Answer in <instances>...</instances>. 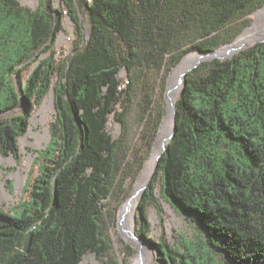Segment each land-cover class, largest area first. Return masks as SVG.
Wrapping results in <instances>:
<instances>
[{"label":"trees","instance_id":"trees-1","mask_svg":"<svg viewBox=\"0 0 264 264\" xmlns=\"http://www.w3.org/2000/svg\"><path fill=\"white\" fill-rule=\"evenodd\" d=\"M263 6L264 0H39L31 9L0 0V155L19 161L20 138L51 91L55 106L51 136L35 150L23 193L9 210L0 206V264H80L89 251L118 264L114 216L163 124L166 105L155 114L171 70L197 50L230 41L231 25ZM67 16L74 46L57 57ZM191 67L177 96L176 134L137 210L139 233L157 247L155 264H264V41L225 60L198 58ZM133 104L148 149L107 129L111 114L126 126ZM159 185L161 198L195 223L179 231L180 240L150 233Z\"/></svg>","mask_w":264,"mask_h":264},{"label":"rangeland","instance_id":"rangeland-1","mask_svg":"<svg viewBox=\"0 0 264 264\" xmlns=\"http://www.w3.org/2000/svg\"><path fill=\"white\" fill-rule=\"evenodd\" d=\"M24 6H28V8L35 9L37 5H39L38 1H31V0H19ZM57 6L60 5L59 1H56ZM264 7V6H263ZM262 8V7H261ZM260 8V9H261ZM259 9V8H258ZM256 12L253 11L252 13L248 14L247 16H243L242 18L238 19L236 22H234L228 31L225 32V35L234 34V37L228 41L221 44H227L233 42L235 39L238 38L239 35H241L247 28L252 26L255 23V18L252 16V14ZM81 17H82V24L85 28V31L88 35L90 31V20L88 18V15L85 13V10L81 9ZM64 23V30L58 35L57 39V45L55 46L56 50V56L61 57L62 55H65L73 50L74 46V24L70 17H66L65 20H63ZM251 40L247 41L244 45L248 44ZM252 43V42H251ZM250 43V44H251ZM243 45V44H242ZM241 45V46H242ZM220 46V47H221ZM187 47V46H186ZM197 50V49H195ZM194 51V50H192ZM190 51V52H192ZM238 51V50H237ZM189 52V53H190ZM188 54V53H187ZM185 54V55H187ZM184 55V56H185ZM229 55V54H228ZM184 58V57H183ZM182 58V59H183ZM206 58V57H205ZM204 58V59H205ZM206 61V60H204ZM200 62V61H199ZM198 62V63H199ZM203 62V61H201ZM199 64H202V63ZM198 64V65H199ZM127 71L125 69L122 70V76H126ZM15 84L16 86L21 90L22 83L19 82L17 78H15ZM125 85V82L123 83V87ZM167 89V85H166ZM53 91L49 92L47 97L45 98L43 104L41 107H38V109L33 113L31 117V126L30 131L27 135L22 136L20 138V146H21V156H19V161L14 156H6L3 157L0 155V187H2V190L0 191V206H3L4 208H7L8 210L16 204L18 199L21 196V193H23V187L25 185L26 179H28L30 167L34 162V159L38 153L35 152V150H41L43 149L46 144L49 141V136L42 137V139L39 137L41 134L46 133V130L48 129V122L51 121L54 117V95L52 94ZM166 93V92H165ZM52 94V99H51ZM138 104V103H137ZM133 104L132 109L128 112L127 115V123L126 126H123L119 121L117 125H109L107 123V129L111 132V134L114 136V138H118L123 132L125 134L126 140L128 144L132 147H140L146 149L147 142L146 139L143 137V134L145 133V129L143 126V122H141V119L139 118V112H138V105ZM166 105V109L168 110V105L165 97H160L158 102L157 111L155 114V117H160L161 112L163 110V106ZM22 108V107H21ZM166 110L165 114L168 113ZM15 110H12L11 112H15ZM165 114L163 115V118L165 117ZM3 114L0 113V117H2ZM111 116V115H110ZM111 118H109L110 121ZM167 120L163 121V124H165ZM161 125V129L158 132V135L156 139L152 141L150 145L151 152L148 154V158L145 162V166L142 168V177L145 167H147L148 161L153 153H155V150L157 149V140L160 138V133L163 129L164 125ZM121 125V126H120ZM49 130V129H48ZM40 141V142H38ZM148 149V147H147ZM161 158V157H160ZM25 160H31V164L24 170V173L27 174L24 182L20 183L18 182V179L13 174L16 172V170L19 167V164H21ZM160 161V160H159ZM159 167V166H158ZM157 167V168H158ZM155 168V171L157 170ZM141 177V179H142ZM152 180V179H151ZM11 182V185L9 183ZM157 190V205L154 206L153 204H150L149 206V217L152 221L151 230L150 233L152 237L158 238L162 234L166 235V238L169 241H176L180 240L181 237L179 235V231H185L189 230V227L192 226V224H195L191 220H189L186 217H181V215L177 214L175 210L172 208V206L167 202L166 199L161 198L160 195V185L158 186ZM6 192V194L4 193ZM116 202H112V206L115 205ZM119 208V207H118ZM139 210V207L137 208ZM136 210V229L138 235H140L138 230L139 225V219L138 214ZM116 216L115 217V224L111 228V235L112 240L114 244V255L119 261L118 264H131L133 259L140 254V250L137 246L132 245L128 241H126V238L124 237V231L122 229V222L118 224V215L116 210ZM120 217V215H119ZM118 224V225H117ZM141 236V235H140ZM124 241L123 245H120L121 241ZM148 243V242H146ZM150 244V243H149ZM152 247L157 251V254H159L158 249L156 246L152 245ZM156 254V258H157ZM84 256H88L90 259V264H115V263H108L107 256H103L100 254H96L92 251L86 252ZM84 256L82 258V261L84 259ZM82 261L80 264H82ZM156 262V260H155ZM154 262V264H155Z\"/></svg>","mask_w":264,"mask_h":264},{"label":"bare ground","instance_id":"bare-ground-1","mask_svg":"<svg viewBox=\"0 0 264 264\" xmlns=\"http://www.w3.org/2000/svg\"><path fill=\"white\" fill-rule=\"evenodd\" d=\"M31 1H38V0H31ZM252 16L255 18V26H254V30L247 36L242 35L241 37H239L238 39H236L234 41V43L230 46V47H225L224 48H219V52H222V54H234L237 52V50L240 48V46L242 44H245L247 41L252 40L254 38L253 34L255 31L256 27H260L264 29V8L262 11H258L252 14ZM199 53H194L191 54L189 56H185L181 62V64L175 68V70L173 71L174 74V78H176V76H178L179 74H182L184 71H186L187 69H189V67H191L193 65V63L196 61V59L200 58H205L206 57V53L200 52V50H197ZM171 81L174 82L173 77L171 78ZM174 86V84H173ZM171 95H170V100H169V110L168 113L166 114L167 116V120L165 122V124H163V129L160 133V138L157 140V149L155 150V153L152 154V156L150 157L147 167H145L144 172H143V177L142 180H146L149 178V175H151L152 171H155V168H157L159 166L160 163V158L162 153H164V147L168 144V138L171 135L172 131H173V125H174V110H175V103L177 102V96L179 95L180 91H181V82L178 81L177 85L171 89ZM167 91V90H166ZM51 99H52V94H51ZM166 116L164 118V120L166 119ZM110 121H109V125H117L119 126V124L117 123L115 116L111 114L110 116ZM163 120V121H164ZM121 126V125H120ZM49 136V130H46V133L41 134L39 137L42 139V137H47ZM40 142V141H38ZM31 164V160H25L23 161L21 164H19L18 169L16 170V172L13 174L14 176L17 177L19 184L24 182L27 174L24 173V170L26 168H28V166ZM150 178V182H151ZM2 190V187H0V191ZM6 194V192H4ZM138 196H140L139 194H137L132 203H131V207L127 212L126 215V219H124L123 224H122V229L124 231V237L126 238V241H128L129 243H131L134 246H137L140 250V254H138V256H136L131 264H154L155 260H156V254L157 251L152 247V244L146 243V242H140V235H138L137 233V229H136V216H135V220H134V210H135V206L138 203ZM124 241L122 240L120 242V245H123ZM90 259L88 258V256H84V259L82 261V264H90Z\"/></svg>","mask_w":264,"mask_h":264},{"label":"water","instance_id":"water-1","mask_svg":"<svg viewBox=\"0 0 264 264\" xmlns=\"http://www.w3.org/2000/svg\"><path fill=\"white\" fill-rule=\"evenodd\" d=\"M262 8H264V7H262ZM258 10H260V9H257L256 11H258ZM89 36H90V33H88L87 38H89ZM253 36H254L253 42L251 44L246 45L245 47L243 46V47L239 48L238 52H240L243 49L245 50L246 48L252 46L256 42H258V43L259 42H263L264 41V29L260 28V27H256ZM219 48H217L216 50L215 49H209V50L200 51V52L206 53V59H208V58H211V59L212 58H214V59L218 58V59H221V60H225L227 58H232L235 54L238 53V52H236V53L230 54V55H228V53L227 54H222V52H219ZM182 60L180 61V63L176 67H178L181 64ZM196 66H194V67H196ZM176 67H174L171 70V72H170V74L168 76V81H166V84H167V89L166 90H167V92L165 93L164 97H165V99L167 101L168 110H169L170 95H171V92H172L171 89L174 88L177 85L178 81H180L181 82V93H182L184 91V86L186 85V82H187V73L194 68V67H191V68L187 69L186 71H184L182 74H179L178 76H176V78H174L175 76L173 74V71L175 70ZM172 77H173L174 82L171 81ZM173 84H174V86H173ZM21 92H23V85H21ZM52 94L54 95V91L52 92ZM176 104H177V102L175 103V110H174L173 131H172L171 135L169 136V138L167 139L168 143L171 142V140L174 138V136L176 134V125H177V120H176L177 106H176ZM167 147H168V144L164 147V149L166 150ZM144 166H145V164H144ZM155 173L156 172L152 171L151 175H149L148 179H146V180L143 179L142 180L141 179V177H142V169H141V172L138 175L136 181H134V183H133V185H132V187L130 189L129 194L125 198H123V200L121 201V203L119 205V208L117 210L118 224L121 223V222L123 223L124 219H126L127 212L130 209V207H131L130 205H131L134 197L137 194H139L140 196H138V203L135 206V210H134V213H133L134 220H135L136 210L139 207L143 197L146 195V191H147V188H148V185H149V182H150L149 181L150 178H153ZM119 215H120V217H119ZM139 240H140V242H148V243H150V244L155 246V244L153 243L152 239H146V238L140 236Z\"/></svg>","mask_w":264,"mask_h":264},{"label":"built area","instance_id":"built-area-1","mask_svg":"<svg viewBox=\"0 0 264 264\" xmlns=\"http://www.w3.org/2000/svg\"><path fill=\"white\" fill-rule=\"evenodd\" d=\"M88 1H91V0H88Z\"/></svg>","mask_w":264,"mask_h":264}]
</instances>
